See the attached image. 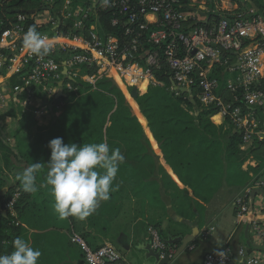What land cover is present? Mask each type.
I'll use <instances>...</instances> for the list:
<instances>
[{"label":"built area","instance_id":"built-area-1","mask_svg":"<svg viewBox=\"0 0 264 264\" xmlns=\"http://www.w3.org/2000/svg\"><path fill=\"white\" fill-rule=\"evenodd\" d=\"M201 2L204 0H99L95 17L98 12L116 11L110 23L123 28L124 35L130 39L124 43L92 24L94 15L88 0H66L63 17L74 20L71 28L76 33L40 32L49 38L52 46L51 55L43 59L23 47L24 24L32 16L20 14L1 35L0 67L9 63V70L20 79L19 84L11 87L14 97H31L39 89L47 95L55 93L64 80V68L68 71L67 77L73 80L64 82L63 88L69 92H78L75 87L78 81L96 89L99 80L108 78L124 94L131 95V90L137 89L139 95H144L151 86L163 85L156 80L154 70L165 62L178 88L173 87L172 92L179 96V89H197L202 107L215 108L217 115L231 119L236 130L243 133L244 148L254 136H264V17L254 9L247 14L226 12L214 23L205 24L199 20V14L180 9L186 6L197 9ZM150 26L156 29L150 31ZM145 35L147 38L142 42ZM146 43L156 49L147 50ZM216 68H223L229 74L226 87L229 92L242 91L245 107L263 112V122L257 112L245 113L242 106L227 102L219 95L220 84L214 77ZM85 70L87 73H83ZM254 191H264V177L235 198L236 217L239 222L253 219V233L264 244V226L256 218L264 210V203L255 202ZM19 197L16 191L5 205V215L6 211L15 214L14 204ZM213 231L212 227L205 228L200 239L206 241ZM148 233L151 249L159 253L160 260L169 258L172 264L175 250L158 229L150 227ZM70 241L83 251L84 264H127L109 243L94 249L76 232L71 233ZM221 251L226 253L224 257L218 255ZM238 255L245 264H264L261 257H248L244 249ZM232 263V250L226 248L208 254L202 264Z\"/></svg>","mask_w":264,"mask_h":264},{"label":"trees","instance_id":"trees-1","mask_svg":"<svg viewBox=\"0 0 264 264\" xmlns=\"http://www.w3.org/2000/svg\"><path fill=\"white\" fill-rule=\"evenodd\" d=\"M53 1L54 4L50 6L46 4L47 0H1L0 38L2 33L17 21L20 15L15 13L17 10L39 12L48 7L57 21L61 16L56 7L64 0ZM180 9L186 12V9ZM114 13L116 11L98 12L97 22L101 25L103 33L127 43L130 39L124 35L123 28L113 27L110 23ZM260 15L264 17V11ZM119 17L123 18L121 15ZM24 25L27 31L35 23L29 18ZM149 28L150 31L156 29L151 26ZM37 30L48 34L60 30L76 33L70 25L61 26L56 31L45 27H37ZM146 38L145 35L142 42H145ZM145 45L147 50L156 49L151 44ZM7 68L8 63L2 64L0 74H5ZM154 75L163 85L151 86L146 94L139 95L134 100L135 103L129 102L111 79L99 80L96 89L78 81L75 84L78 92H66V97L60 100L65 103L62 113L54 117L48 127L38 129L34 143L26 144L17 140L14 147H3V150L7 151V157L5 168L0 166V255L9 254L12 251V241L16 237H22L33 248L41 251L38 264H72L69 261L68 238L61 229L68 227L70 233L72 227H76V219H58L53 211L54 201L47 189L42 188L36 194H27L21 190L18 181H15L14 185H8L9 176L15 179L16 175L31 163L49 162L51 150L48 144L54 138L60 137L66 144L107 142L110 148H119L125 156V162L120 165L117 175L119 184L134 182L136 165H143L154 158L151 143L144 133L145 123L159 144L166 162L182 183L198 195L209 197L224 178H231L232 173L241 168L244 162L241 158L243 133L236 130L232 120H225L228 128L215 125L211 118L218 112L215 108H204L200 105L197 89L192 90L193 98L182 93L179 96L174 94L173 75L165 62L159 69L154 70ZM214 77L220 84L219 95L225 101L242 106L245 113L257 112L260 122H263V112L248 109L242 103V91L233 94L227 90L229 74L225 69L216 68ZM11 80L12 86L20 83L18 76ZM46 172L45 166L37 176V184L43 181ZM16 191L20 194L14 204L16 216H12L8 211L4 216L5 205L11 201ZM124 193L120 188L112 193L108 201L101 203L96 215L106 211L112 216V208L120 204L118 200L120 198L122 201ZM60 221L65 222L66 226H61ZM82 237L85 238V235L82 234Z\"/></svg>","mask_w":264,"mask_h":264},{"label":"crops","instance_id":"crops-1","mask_svg":"<svg viewBox=\"0 0 264 264\" xmlns=\"http://www.w3.org/2000/svg\"><path fill=\"white\" fill-rule=\"evenodd\" d=\"M65 1H62L56 7L61 16L57 21L52 16L51 11L36 12L31 17V21L39 28L59 29L61 26H72L74 20H68L63 17L66 6ZM206 1L207 4L201 2L198 4L199 8H197L201 13V15H198L199 20L205 24L214 23L219 15L226 12L247 14L254 9L257 13L262 14L264 11V0ZM98 2L99 0H88V5L92 8L94 15L92 24L98 30L103 31L95 17L97 10L95 8ZM46 4L52 6L54 1L47 0ZM59 20L61 21V26L58 28ZM9 67L8 63L6 73L0 74V159H3L2 153H5L3 147L7 148L9 146L12 148L17 140L26 144L34 143L37 139L38 129L48 127L52 119L62 113L65 103L60 100L66 97L67 92L63 88L64 96L59 97L60 87L58 86L55 93L49 95L39 89L31 97L27 95L14 97L11 94V87H13L11 79L15 75L12 70H9ZM67 74L68 71L64 74L65 81L70 80ZM211 120L217 126L228 128L225 119L220 115L213 116ZM148 133L150 138L148 140L151 143L154 157L152 162L155 173L152 172V174L159 178L167 177L175 193L164 195L161 192L166 190L160 183L157 189V196L152 198V202H147L148 214L145 217L134 218L133 222L128 225L124 223L125 217L128 215L126 214L128 213L127 211L120 217L124 221L121 219L117 223L120 220L119 218L115 224L112 216L106 211L98 213L94 218L92 215L84 221L76 219V227H72L70 233H68V227L61 229V232L66 234L68 238L69 261L72 264H78L75 259L74 245L70 241L71 233L76 232L79 235H85L84 239L94 249L109 243L123 254L126 252L128 258L129 255L133 256L130 260H127L125 256L128 264H150V262L151 264H156L153 259L146 258L147 253L145 251L147 245H149V235L144 226H147L150 220L157 223L154 226L160 231L165 241L168 238L181 239V241L169 245L175 250L172 264H202L208 254H213L226 248L232 250V264H245L238 255L241 249L245 250L248 257L258 256L264 260V244L253 233V219L239 222L236 217L237 208L234 203L235 198L246 187L257 179L264 177V145H260L264 143V136L262 134L254 136L248 145L241 148L243 154L241 158L244 159L241 168L235 170L231 178H224L220 186L209 197H204L182 183L172 167L164 159L160 146L154 140L149 129ZM4 165V163L3 165L0 164V166L5 168ZM9 177L13 179L12 176ZM160 193L161 196L159 197ZM252 195L257 204L264 203V192L261 194H254L253 192ZM189 206L190 209L184 210ZM174 207L181 212L174 211ZM142 209H144L143 204L139 203L137 210L139 216L145 213ZM4 216L6 215L4 214ZM12 216H16V213ZM256 218L264 226L263 209ZM65 224V222L60 221L61 226L65 227ZM69 224L71 223L69 222ZM207 227L214 228V231L206 241H203L200 239V235L202 230ZM114 231L122 232L118 236L117 234L113 235ZM30 233L32 234V232ZM76 258H78L79 263L84 264L81 252L79 257Z\"/></svg>","mask_w":264,"mask_h":264},{"label":"clouds","instance_id":"clouds-1","mask_svg":"<svg viewBox=\"0 0 264 264\" xmlns=\"http://www.w3.org/2000/svg\"><path fill=\"white\" fill-rule=\"evenodd\" d=\"M23 47L37 58L43 59L52 53L49 38L31 25L22 37ZM51 150L47 164L31 163L19 172L15 179L24 193L36 194L47 189L52 197L53 211L58 219L69 217L80 221L92 216L102 202L119 191L117 175L125 156L119 148H110L107 142L64 143L60 137L48 144ZM47 167L43 181L37 184V176ZM42 253L22 237L12 241V251L0 255V264H38ZM224 257L225 252L218 253Z\"/></svg>","mask_w":264,"mask_h":264},{"label":"rangeland","instance_id":"rangeland-1","mask_svg":"<svg viewBox=\"0 0 264 264\" xmlns=\"http://www.w3.org/2000/svg\"><path fill=\"white\" fill-rule=\"evenodd\" d=\"M204 3L207 4V1L204 0ZM125 96L129 102L133 101L132 98L130 97V95L125 94ZM143 125H144L143 128H144V133L146 135V138L150 139L148 129L146 128V124H143ZM6 153H7V151L5 153H2L3 159H0V164H2V165H3V163H5V159L7 157ZM135 170H136V175H135L136 179L134 182H132L131 184H120L119 188L122 189L123 192H125L124 193L125 196L123 197L122 201L119 198L118 201L120 202V204L117 207L115 206L112 208V216H113L114 224L117 222V219L122 217V215L125 213V211L128 212V213H126L128 215L125 217L126 219L124 222V223H126V225H128L129 223H132L133 222L132 220H134V218L137 219L141 216L145 217L148 214L147 202L148 201L152 202V198L157 196V194H158L157 189H158V186L160 183H161L162 187L166 190L165 192H161V193H163L164 195H169V194L175 193L172 190L171 183L168 182L167 177L164 176L162 178H159L155 174H152V172H154L152 160L146 161L143 165H136ZM3 177H5V176L3 175ZM15 181H17V180L11 179V178L8 179V185H14ZM6 184H7V181H6ZM161 193L159 194V197L161 196ZM172 197H174V196H172ZM139 203L143 204L144 209H142V211H145V213H143V215H140V216L138 215V212H137ZM133 205H134V207H133ZM188 209H190V206L184 210H188ZM98 210H99V208H98ZM174 211L181 212V211H179V209H177L175 207H174ZM95 215H96V212L93 214V218ZM121 219L122 218H120V220L117 223H119L121 221ZM122 221H124V219H122ZM148 222L149 223H147V226H144V227H146V231H148L149 230L148 228H150V227L157 229L156 226H154V224H157L156 222H154L152 220H150ZM121 232L122 231H114L113 235H115V234L120 235ZM148 235H149V233H148ZM80 236H82V235H80ZM72 245H74V244H72ZM73 248H74V254L76 255V257H79L80 252H81L82 260H84L83 259V251L81 250V248L78 245H74ZM118 252H120V251L118 250ZM120 253L124 257V259L126 257H127V260H130L133 258V256H131V255H129V258H128V256L126 255L127 254L126 252L124 253L125 255L122 252H120ZM76 257H75V259H76L77 263L82 264L81 262L79 263V260ZM125 261H126V259H125ZM127 264H128V262H127ZM150 264H151V262H150Z\"/></svg>","mask_w":264,"mask_h":264},{"label":"water","instance_id":"water-1","mask_svg":"<svg viewBox=\"0 0 264 264\" xmlns=\"http://www.w3.org/2000/svg\"><path fill=\"white\" fill-rule=\"evenodd\" d=\"M187 11L189 12H193V13H198L201 15V13L196 9V8H192V7H184ZM50 9L48 7L44 8L42 11H49ZM36 10H17L15 13L16 14H27L29 16H33L36 14ZM58 28L61 26V21L59 20L58 21ZM223 54H225V52H223ZM67 71L66 69L64 70V74H66ZM71 81H73L72 79H70ZM64 82L65 80H63L60 84H59V87H60V91H59V97H62L64 96V91H63V85H64ZM112 82H114L115 84H117L114 80H112ZM118 86V84H117ZM119 87V86H118ZM173 87L175 90H178V88L176 87L175 83L173 84ZM181 93L185 94V95H189L191 98H193L192 96V91L190 90H187V89H179ZM139 96L138 92H137V89H133L132 92H131V95L130 97L132 98L133 102L134 100ZM135 103V102H134ZM136 105V104H135ZM138 109V107H137ZM134 111L135 113L138 115V113L136 112V109L134 108ZM139 111V110H138ZM142 117V116H141ZM147 126V125H146ZM264 191H254V194H257V193H263ZM178 241H181V239H172V238H168L167 241H165L168 245H172L173 243L175 242H178ZM186 246V245H185ZM146 253H147V259H153L155 261L156 264H169L170 262V259L169 258H166L164 260H160V255L159 253H156L154 252L151 247H150V244L147 245L146 249H145Z\"/></svg>","mask_w":264,"mask_h":264}]
</instances>
